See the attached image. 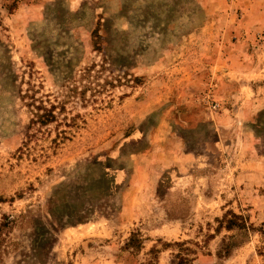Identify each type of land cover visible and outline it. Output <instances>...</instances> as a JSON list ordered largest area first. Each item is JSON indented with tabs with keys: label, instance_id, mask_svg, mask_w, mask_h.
<instances>
[{
	"label": "rangeland",
	"instance_id": "374dc122",
	"mask_svg": "<svg viewBox=\"0 0 264 264\" xmlns=\"http://www.w3.org/2000/svg\"><path fill=\"white\" fill-rule=\"evenodd\" d=\"M4 216L0 264H264V0H0Z\"/></svg>",
	"mask_w": 264,
	"mask_h": 264
},
{
	"label": "trees",
	"instance_id": "16d2710c",
	"mask_svg": "<svg viewBox=\"0 0 264 264\" xmlns=\"http://www.w3.org/2000/svg\"><path fill=\"white\" fill-rule=\"evenodd\" d=\"M54 110H55V106L54 105H50L49 108L44 107L43 108V113L37 115V117L39 118V123L45 125V124L51 123L53 121H56L57 120V116H56V113L54 112ZM54 142L56 143L55 140H54ZM229 214H231L233 217H235V219L236 218L239 219V215H237L235 213H229ZM225 216H227V214ZM3 219H5V220L2 223H0V257H2V254L7 251V249L5 247H1V245H3L2 242L4 241V234H5L3 232V229L5 227L10 226V224L13 222V220L10 219L9 216H4ZM233 225H236L238 228H243L244 227L243 223H237V221H234L232 218L225 219V225L224 226L227 229H232ZM130 239H132V238H130ZM182 263H183L182 259H179L178 264H182Z\"/></svg>",
	"mask_w": 264,
	"mask_h": 264
}]
</instances>
